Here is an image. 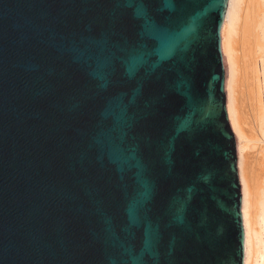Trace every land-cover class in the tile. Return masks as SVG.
I'll list each match as a JSON object with an SVG mask.
<instances>
[{"label": "water", "instance_id": "1", "mask_svg": "<svg viewBox=\"0 0 264 264\" xmlns=\"http://www.w3.org/2000/svg\"><path fill=\"white\" fill-rule=\"evenodd\" d=\"M233 0H0V264H245Z\"/></svg>", "mask_w": 264, "mask_h": 264}, {"label": "bare ground", "instance_id": "2", "mask_svg": "<svg viewBox=\"0 0 264 264\" xmlns=\"http://www.w3.org/2000/svg\"><path fill=\"white\" fill-rule=\"evenodd\" d=\"M226 48L230 123L238 140L245 264H264V0H233Z\"/></svg>", "mask_w": 264, "mask_h": 264}, {"label": "rangeland", "instance_id": "3", "mask_svg": "<svg viewBox=\"0 0 264 264\" xmlns=\"http://www.w3.org/2000/svg\"><path fill=\"white\" fill-rule=\"evenodd\" d=\"M236 136V135H235ZM236 139H237V137H236ZM237 146H238V140H237ZM238 158H239V156H238Z\"/></svg>", "mask_w": 264, "mask_h": 264}]
</instances>
